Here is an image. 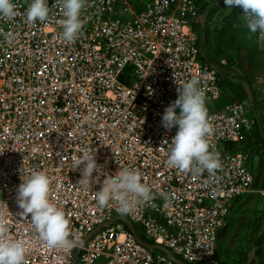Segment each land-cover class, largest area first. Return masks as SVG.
Returning a JSON list of instances; mask_svg holds the SVG:
<instances>
[{
	"label": "built area",
	"instance_id": "built-area-1",
	"mask_svg": "<svg viewBox=\"0 0 264 264\" xmlns=\"http://www.w3.org/2000/svg\"><path fill=\"white\" fill-rule=\"evenodd\" d=\"M12 2L17 16L0 19V217L9 236L25 242V264H217L218 233H228L235 202L260 176L254 152L245 148L256 113L200 60L192 27L197 0H86L73 43L62 38L60 0H47L48 19L34 23L26 18L31 0ZM9 33L17 38L10 42ZM194 77L214 128L209 150L222 164L213 182L207 172L167 165L178 126L165 130L162 115ZM220 97L227 102L209 109ZM85 150H94L109 175L139 170L154 206L127 215L114 202L99 207L94 195L101 184L85 189L80 170H71ZM33 171L50 178V200L65 212L77 246L49 248L30 216H19L17 188Z\"/></svg>",
	"mask_w": 264,
	"mask_h": 264
},
{
	"label": "clouds",
	"instance_id": "clouds-1",
	"mask_svg": "<svg viewBox=\"0 0 264 264\" xmlns=\"http://www.w3.org/2000/svg\"><path fill=\"white\" fill-rule=\"evenodd\" d=\"M60 3L64 16L59 22L63 28L62 38L73 43L84 26L80 14L86 0H60ZM224 4L228 9L234 6L242 9L249 32L264 39V0H224ZM49 12L47 0H31L26 18L31 23L37 20L44 22L48 19ZM17 14L12 0H0V19L11 21ZM16 38L15 34H8L10 42ZM174 126H178V130L168 143L167 165L184 174L202 175L207 172L208 181H215L222 164L219 153L209 150L207 137L213 134L214 128L198 78L184 82L182 88L178 89V98L165 108L162 127L170 131ZM77 169L81 172L78 185L87 189L95 183L101 184L94 195L101 208L114 202L120 214L127 215L142 204L154 206L152 189L142 182V174L137 169L123 167L114 175H109L97 164L94 150H85L83 155L73 158L71 170ZM94 172L96 176H93ZM100 176L104 177L102 181ZM50 184V178L40 171H33L23 179L17 188V204L22 210L18 214L25 219L30 216L32 227L49 248L71 249L80 241L69 239L70 221L65 212L50 200ZM25 257V242L9 236L7 224L0 217V264H25Z\"/></svg>",
	"mask_w": 264,
	"mask_h": 264
},
{
	"label": "trees",
	"instance_id": "trees-1",
	"mask_svg": "<svg viewBox=\"0 0 264 264\" xmlns=\"http://www.w3.org/2000/svg\"><path fill=\"white\" fill-rule=\"evenodd\" d=\"M197 2L199 18L192 27L198 35L199 58L217 71L221 77V84L233 99L239 101L250 99L252 109L256 113L257 132L261 133V146L264 147V122L255 100L252 82L256 76H264V49L259 47L257 35L251 34L243 23L242 9L232 7L223 12L221 9L227 8L224 0H197ZM211 23L214 24L213 27L210 26ZM244 57L248 69L242 74L237 73L232 67L233 61L236 60L239 64V59ZM260 189L264 190V181ZM263 224L264 216L254 222L245 250L237 259L230 261L228 258L227 261H223L219 258L217 264H247L250 254L259 258L262 252L259 229Z\"/></svg>",
	"mask_w": 264,
	"mask_h": 264
},
{
	"label": "rangeland",
	"instance_id": "rangeland-1",
	"mask_svg": "<svg viewBox=\"0 0 264 264\" xmlns=\"http://www.w3.org/2000/svg\"><path fill=\"white\" fill-rule=\"evenodd\" d=\"M237 8V6H234ZM228 8L224 7L221 11L225 12ZM219 17V14L218 16ZM211 27L214 26L213 23L210 24ZM218 26V25H217ZM243 58L239 59V64L236 60L233 61V68L237 73H241L248 69V66H243ZM238 61V60H237ZM258 108H262L261 100L258 96H255ZM227 99L225 97H220L219 99L208 103L209 109H216L221 107ZM259 109V110H260ZM260 171V176L257 181L252 184V191L238 199L234 206L231 215V227L226 236L218 240L219 246H221V254L219 258L223 261L234 260L239 257V254L245 250V245L252 234V227L254 222L264 216V194L260 192V185L264 181V147L262 146V167ZM264 225V224H263ZM259 238L262 240V252L258 259L259 264H264V228L259 229ZM226 244V245H225ZM254 257V258H253ZM256 256L250 258V264H252L253 259ZM248 261V259H247Z\"/></svg>",
	"mask_w": 264,
	"mask_h": 264
},
{
	"label": "crops",
	"instance_id": "crops-1",
	"mask_svg": "<svg viewBox=\"0 0 264 264\" xmlns=\"http://www.w3.org/2000/svg\"><path fill=\"white\" fill-rule=\"evenodd\" d=\"M258 45L260 48L264 49V39L258 40ZM243 66L246 65L245 57L242 60ZM253 91L254 96H258L261 100L262 108L260 109L263 122H264V76H256L253 79ZM257 125L254 130L248 135L247 140L245 142V148L254 152V166H256V172L261 171L262 167V146H261V133L257 132ZM261 131V129H260Z\"/></svg>",
	"mask_w": 264,
	"mask_h": 264
},
{
	"label": "water",
	"instance_id": "water-1",
	"mask_svg": "<svg viewBox=\"0 0 264 264\" xmlns=\"http://www.w3.org/2000/svg\"><path fill=\"white\" fill-rule=\"evenodd\" d=\"M248 100V102H249V105L251 106V103H250V99H247ZM122 221L126 224V226H128L130 229H133V225H132V223L128 220V219H126V218H122ZM227 234V228H224V229H222L221 231H219V233H218V238L219 239H221V238H223L225 235ZM155 247L156 248H159V249H161V250H163L169 257H171V258H175V256L170 252V251H168V250H166L165 248H163V247H161V246H159V245H155ZM252 257V254H250L249 256H248V261H247V264H249V262H250V258ZM254 260H256V258L254 259Z\"/></svg>",
	"mask_w": 264,
	"mask_h": 264
},
{
	"label": "flooded vegetation",
	"instance_id": "flooded-vegetation-1",
	"mask_svg": "<svg viewBox=\"0 0 264 264\" xmlns=\"http://www.w3.org/2000/svg\"><path fill=\"white\" fill-rule=\"evenodd\" d=\"M262 228H264V225L262 226Z\"/></svg>",
	"mask_w": 264,
	"mask_h": 264
}]
</instances>
